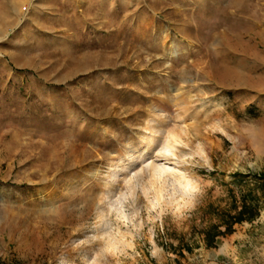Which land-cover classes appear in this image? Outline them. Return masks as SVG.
Masks as SVG:
<instances>
[{"label":"rangeland","instance_id":"1","mask_svg":"<svg viewBox=\"0 0 264 264\" xmlns=\"http://www.w3.org/2000/svg\"><path fill=\"white\" fill-rule=\"evenodd\" d=\"M0 264H264V0H0Z\"/></svg>","mask_w":264,"mask_h":264},{"label":"trees","instance_id":"2","mask_svg":"<svg viewBox=\"0 0 264 264\" xmlns=\"http://www.w3.org/2000/svg\"><path fill=\"white\" fill-rule=\"evenodd\" d=\"M242 207H240V210L238 211L237 214L228 217V224L226 226V231L231 232L234 224L237 223H242L244 221H246L247 219H245V217L249 218V219H253L255 218V216H257L258 214V210L256 209V206L254 204H248L247 202H243L242 201ZM225 231V232H226ZM225 232H218V234H222Z\"/></svg>","mask_w":264,"mask_h":264}]
</instances>
